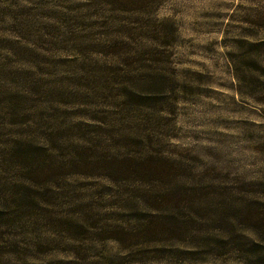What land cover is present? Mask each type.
Returning a JSON list of instances; mask_svg holds the SVG:
<instances>
[{
    "label": "rangeland",
    "instance_id": "1",
    "mask_svg": "<svg viewBox=\"0 0 264 264\" xmlns=\"http://www.w3.org/2000/svg\"><path fill=\"white\" fill-rule=\"evenodd\" d=\"M0 264H264V0H0Z\"/></svg>",
    "mask_w": 264,
    "mask_h": 264
}]
</instances>
